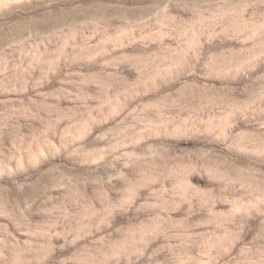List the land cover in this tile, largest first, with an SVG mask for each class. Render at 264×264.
<instances>
[{"label":"rangeland","instance_id":"rangeland-1","mask_svg":"<svg viewBox=\"0 0 264 264\" xmlns=\"http://www.w3.org/2000/svg\"><path fill=\"white\" fill-rule=\"evenodd\" d=\"M0 264H264V0H0Z\"/></svg>","mask_w":264,"mask_h":264}]
</instances>
